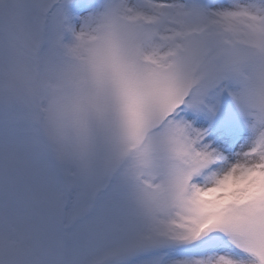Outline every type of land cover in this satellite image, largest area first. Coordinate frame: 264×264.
Returning a JSON list of instances; mask_svg holds the SVG:
<instances>
[{"label":"snow or ice","instance_id":"1","mask_svg":"<svg viewBox=\"0 0 264 264\" xmlns=\"http://www.w3.org/2000/svg\"><path fill=\"white\" fill-rule=\"evenodd\" d=\"M0 264H264V0H0Z\"/></svg>","mask_w":264,"mask_h":264}]
</instances>
